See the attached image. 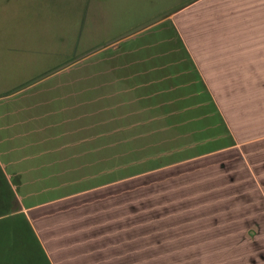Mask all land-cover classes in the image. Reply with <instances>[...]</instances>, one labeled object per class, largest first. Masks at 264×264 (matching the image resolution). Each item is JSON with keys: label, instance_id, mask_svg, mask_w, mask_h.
I'll use <instances>...</instances> for the list:
<instances>
[{"label": "crops", "instance_id": "0c3cea01", "mask_svg": "<svg viewBox=\"0 0 264 264\" xmlns=\"http://www.w3.org/2000/svg\"><path fill=\"white\" fill-rule=\"evenodd\" d=\"M166 19L0 95V167L51 264H264V223H211L264 216L248 155L264 139V0H190ZM148 137L155 165L101 180L104 146L110 163Z\"/></svg>", "mask_w": 264, "mask_h": 264}, {"label": "rangeland", "instance_id": "374dc122", "mask_svg": "<svg viewBox=\"0 0 264 264\" xmlns=\"http://www.w3.org/2000/svg\"><path fill=\"white\" fill-rule=\"evenodd\" d=\"M189 1L28 0L25 5V3H21L24 0H20L19 6L16 2L12 1V11L19 10V15H14V20L11 24L0 22V28L3 30V38L0 39V95L9 91L17 84L24 85L32 82L33 79H37L43 75V71L45 70L54 69L71 61L72 59H69L70 56L68 55L72 52L74 54L77 53L79 57L83 54L86 55L88 52L97 50L106 41L116 38L122 33L128 34L131 31H135L134 33H136L152 27L154 28L155 26H158L157 28L164 27L163 29L166 30L168 24L167 15L173 13ZM4 3L9 4L10 2ZM261 51L255 54H258L259 59H261L260 63L264 65V52ZM176 58L177 55L174 54L173 60ZM83 70L88 71L84 72V74H87L91 73L93 68L89 66L71 73L66 72L54 80L56 82L73 80ZM85 90L86 88H84ZM57 93L58 91L55 90V94ZM91 94L92 91L90 90L86 93L88 96ZM260 120L264 121V118ZM248 150V155L251 156V159L257 161L254 171L259 179H261V187L264 190V139L250 144ZM132 158L136 161L141 159L142 156L133 154ZM120 164L116 163V165ZM104 170L107 173L106 166L100 171ZM134 170L142 171L143 169H132L131 172ZM127 173V170L117 168L114 173H109V177L101 174V180L109 182L108 180L112 178L118 179L127 175ZM136 185H139V183H133V192L139 191L136 189ZM153 190L154 185H149L148 192ZM223 203L229 205L227 202ZM148 204L149 208H154L155 201L149 200ZM249 204H255V202L250 201ZM258 205H262V203H258ZM222 212L228 215L212 217V224L237 223L249 225L255 224L257 221L260 224L264 223V216H252L250 211H236L237 216L234 217L231 215L232 211L222 210ZM247 212H249L248 215H246ZM153 217L149 216V220L154 219ZM152 221L154 222V220ZM152 221H149V226H151ZM14 226L23 235L27 232V229L20 221L14 224ZM214 229L213 227L212 230ZM4 233L5 238L10 234L6 231ZM262 235L264 234H260V236ZM163 236L165 241L171 240L172 237L178 240L193 237L190 233L183 231L177 234L168 231L164 232ZM150 239H154V233L149 232ZM4 249L3 254L0 255L7 258V260L11 259L12 262L19 264H35L36 262L44 264L45 262L42 256L37 255L36 252L39 253V249H36L34 246L28 252L22 244L19 242L17 244L14 241V244Z\"/></svg>", "mask_w": 264, "mask_h": 264}, {"label": "trees", "instance_id": "16d2710c", "mask_svg": "<svg viewBox=\"0 0 264 264\" xmlns=\"http://www.w3.org/2000/svg\"><path fill=\"white\" fill-rule=\"evenodd\" d=\"M135 31H131L130 33H126V34H121L116 38L110 39L108 41L105 42L104 45L99 46L98 49L105 47L111 43H113L114 41H117L118 39H121L127 35H130L132 33H134ZM96 51L93 50V52ZM92 52H88L86 55L90 54ZM85 54H83L82 56H80L81 58L86 56ZM68 56H70L69 59H72L71 61H68L62 65H60V67H65L66 65H70L75 63L77 60L81 59L77 53L74 54V52H72L71 54H69ZM67 56V57H68ZM74 58V59H73ZM59 69V68H58ZM150 138V139H149ZM103 140L105 141L106 138L102 139L101 142H103ZM144 139H142L143 141ZM155 137H148L147 141L144 140L142 145H146L147 146V151L146 152H142V153H131V154H120V153H112L111 156H114L112 160H110V163L108 162V152L106 151L107 146H104L100 153H99V157L101 159V164H100V170L105 168L107 170L110 171H115L117 168L119 169H123V170H127L128 173L131 172L132 169H143L142 171L147 170V168L151 165H155V146L153 144H155ZM145 146V147H146ZM118 149V147H117ZM133 154H138L141 155L143 160H140L141 162H137V160H133L132 156ZM131 155V157H130ZM121 163L120 165H116V163ZM112 164L116 166V168L112 167ZM127 164L129 166V168L124 169L123 165ZM141 170H134L132 173V175L138 174L140 173ZM103 173V171L101 172V174ZM111 173V172H110ZM127 173V174H128ZM104 175V174H103ZM110 176V174H108ZM23 220V221H22ZM21 222L23 223L24 227L27 229V232L25 233V235L21 234V232H19L20 230H16L14 224H16L17 222ZM13 225V227H12ZM8 232V236L5 238L4 237V232ZM11 237V238H10ZM22 237V238H21ZM14 241L22 244L26 250H28V252L31 251L32 247H36V249H39V253H37V255L42 256L43 260L45 261L44 264H51L35 231L33 230L28 218L26 217V215L21 211V208L18 204V200L16 197V194L10 184V182L8 181V179L6 178L3 170L0 167V254L2 255L3 251L5 250L4 248H8L11 244H14ZM0 255V264H19L17 262H12L11 259L2 257ZM33 255V254H32ZM35 264H43L40 262H36Z\"/></svg>", "mask_w": 264, "mask_h": 264}]
</instances>
